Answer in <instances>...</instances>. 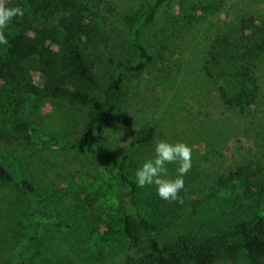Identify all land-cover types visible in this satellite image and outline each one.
I'll list each match as a JSON object with an SVG mask.
<instances>
[{
	"label": "rangeland",
	"instance_id": "1",
	"mask_svg": "<svg viewBox=\"0 0 264 264\" xmlns=\"http://www.w3.org/2000/svg\"><path fill=\"white\" fill-rule=\"evenodd\" d=\"M74 1V7L57 9L52 20L35 26L56 36L63 24H77L78 45L100 80L108 77L110 58L136 59L134 32L154 0ZM146 35L153 59L131 79L126 102L106 125L103 145L120 156L134 131L154 127L151 141L135 147L127 161L135 180L159 141L192 148V167L179 193L183 203L161 199L154 184L139 189L140 208L159 220L163 243L185 230L205 235L245 217L255 199L244 193V178L264 180V0H164ZM34 79L39 80L36 73ZM242 90L255 94L244 107L230 105L222 94ZM20 93L0 79V160L15 178H29L35 191L0 180V264H17L18 251L25 264H124L128 255L146 249L121 229L113 180L99 175L78 148L88 108ZM31 126L67 148L39 145ZM166 167L167 178H175L178 165ZM73 190L82 191L77 210L55 204V197ZM111 211L112 226L106 223ZM58 219L66 224L36 222Z\"/></svg>",
	"mask_w": 264,
	"mask_h": 264
},
{
	"label": "trees",
	"instance_id": "2",
	"mask_svg": "<svg viewBox=\"0 0 264 264\" xmlns=\"http://www.w3.org/2000/svg\"><path fill=\"white\" fill-rule=\"evenodd\" d=\"M163 1L148 3L147 14L134 32L136 59L110 58L111 68L105 80L92 74L86 56L78 45L80 36L77 24L72 21L63 24V32L56 36L35 26L52 20L57 9L74 7V0L20 1L13 7L23 8L25 14L23 18L17 17L9 23L4 30L9 42L7 45H0V54L3 55L0 56V79L11 89L21 92L20 94H47L88 108L78 148L90 157L95 168L100 170L99 175H107L115 183L113 198L121 216L120 226L125 236L133 243H146V249L137 255H128L124 264H216L225 258L232 264H263L264 180L252 183L251 178H244V193L249 194H246L249 199H255L253 203L250 201V212L245 217H239L232 223H224L205 235L185 230L162 243L159 239V220L141 210L140 187L126 167L133 149L151 141L155 133L154 127L134 131L130 147L120 156L111 154L103 145L106 125L115 119L126 102L131 79L140 75L153 59L148 49L146 33ZM73 18H76L75 22L80 20V13ZM240 29L243 30V27ZM259 49L262 50L263 47L260 46ZM34 73L39 76L38 81L34 79ZM247 77L254 87L253 75L248 72ZM222 94L227 103L241 104V107L255 97L254 92L247 90L231 96ZM31 131L41 146L67 148L65 143L51 133L36 126H31ZM244 168H237L234 174L241 176ZM0 180L23 192L32 194L35 191L29 178H15L1 160ZM81 193L80 190L62 193L55 197V204L77 210ZM90 201L88 196L84 199V203L89 204ZM112 215L111 211L106 216V223L110 226L113 222ZM36 222L38 225L66 224L63 219ZM16 257L17 264H25L22 251H18Z\"/></svg>",
	"mask_w": 264,
	"mask_h": 264
},
{
	"label": "clouds",
	"instance_id": "3",
	"mask_svg": "<svg viewBox=\"0 0 264 264\" xmlns=\"http://www.w3.org/2000/svg\"><path fill=\"white\" fill-rule=\"evenodd\" d=\"M25 10L19 6L8 7L7 0H0V45H7L5 29L15 18H23ZM168 164H177V176L168 177ZM192 167V148L184 142L175 144L161 140L155 147V157L146 160L136 171L140 188L154 184L161 199L183 203L179 193L185 188L184 176Z\"/></svg>",
	"mask_w": 264,
	"mask_h": 264
}]
</instances>
